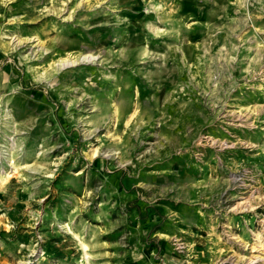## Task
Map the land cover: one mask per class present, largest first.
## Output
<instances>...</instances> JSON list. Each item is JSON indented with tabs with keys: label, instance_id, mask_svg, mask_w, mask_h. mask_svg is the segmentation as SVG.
Masks as SVG:
<instances>
[{
	"label": "rangeland",
	"instance_id": "1",
	"mask_svg": "<svg viewBox=\"0 0 264 264\" xmlns=\"http://www.w3.org/2000/svg\"><path fill=\"white\" fill-rule=\"evenodd\" d=\"M0 264H264V0H0Z\"/></svg>",
	"mask_w": 264,
	"mask_h": 264
}]
</instances>
